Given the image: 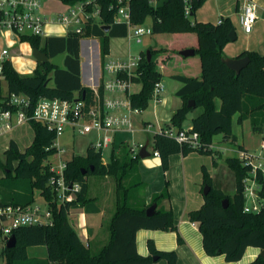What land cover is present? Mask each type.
<instances>
[{"label": "trees", "instance_id": "trees-1", "mask_svg": "<svg viewBox=\"0 0 264 264\" xmlns=\"http://www.w3.org/2000/svg\"><path fill=\"white\" fill-rule=\"evenodd\" d=\"M66 4H75L84 0H61ZM100 8L99 17L88 21L84 34L70 32L66 35L22 36L21 41H28L33 47H39L50 58L65 53L63 64L54 66L50 61L37 64L33 73L21 74L12 61L2 63V74L7 81V91L0 87V99L11 93L26 94L32 104L40 97L61 99H84L88 105L95 102L93 89L82 82L81 43L83 37H97L100 41L101 64L110 52V38L124 37L128 26L115 21L117 9L127 3L132 22L140 25L151 17L152 34H197V45L192 46L201 61L200 75H188L178 70L169 71V59L176 54L180 58L184 49L174 50L166 46L150 48L151 59L147 52H142L140 74L133 78L141 88L129 95L133 108L144 110L149 105L156 82L163 77L162 69L169 76L181 81L177 89L183 104L174 112L168 127L185 128L184 121L195 108L201 112L191 119V130L198 131L202 142L210 144L213 137L222 134L223 140L237 142L233 132V117L238 114L237 122L242 124L250 120L252 129L261 133L264 129V52L245 50L241 56H248L249 63L236 72L224 59V46L231 41L230 32L234 25L229 17H223L221 23L200 22L193 19L195 10L205 0H164L160 5L155 0H96ZM189 5L191 15L187 16L185 7ZM109 26V29L105 28ZM185 48V49H192ZM159 56L155 59V56ZM192 54V55H194ZM190 57V56H188ZM103 84L100 87L101 100L104 97ZM220 106H216V99ZM194 102L193 106L188 103ZM34 138L21 149L13 138L8 147L0 154V206H20L27 208L35 202L38 191L46 200L53 214L51 225L26 224L14 226L11 230L16 238L12 248L5 245L1 255L5 264H151L164 259L166 264H178L176 250H159L154 240H148L149 254L137 251L136 234L140 229H161L177 232L181 244L184 239L178 232L172 209H156L148 215L147 208L170 197L169 183L154 194L147 203L144 198L145 182L139 173L140 156L132 150V145L122 142L110 154V160L104 162L103 150L93 144L87 147L85 155L74 154L67 160L65 177L68 182H78L81 190L75 200L60 203L51 182V156L57 153L56 132L46 124L31 122ZM153 151H158L165 171L170 166V155L182 152L184 155L196 150L175 138L157 131L153 137ZM242 149V145H239ZM201 153H209L198 150ZM214 163L217 164V159ZM227 163L236 173L235 194L230 197L213 186L212 174L203 167L204 185H210V191L204 194L200 208L191 211L189 218L199 223L203 246L208 255L224 254L227 261H238L244 256L248 246L264 249V205L259 212L244 210L246 200L244 180L250 175L251 166L238 156H228ZM94 167L92 170L91 168ZM86 169L87 172L83 173ZM96 174L101 177L112 176L116 179L115 211L109 229V241L97 252L85 244L74 225L70 222L69 212L81 207L88 213L100 211L95 197L89 195L87 176ZM126 181V182H125ZM258 183L264 195V175L259 172ZM228 198L227 207L222 201ZM1 235V230H0ZM45 245L47 256L29 257L28 247ZM154 256L158 259L155 260ZM248 264H264L262 254Z\"/></svg>", "mask_w": 264, "mask_h": 264}, {"label": "built area", "instance_id": "built-area-1", "mask_svg": "<svg viewBox=\"0 0 264 264\" xmlns=\"http://www.w3.org/2000/svg\"><path fill=\"white\" fill-rule=\"evenodd\" d=\"M118 1L123 2L124 0ZM257 8L256 0H243L241 27L247 33L254 29L258 19ZM185 13L187 16L191 15L189 5L185 7ZM99 14L100 8L96 0H84L70 4L67 10L56 14V16H48L43 12L42 0H0V35L4 36L5 33H8L17 39H21L22 36L45 37L50 34L46 30L49 23L59 26L63 35L70 32L84 34L87 22L98 18ZM115 21L127 24L126 39L129 42L135 40L137 43H141L145 35L152 33L151 26L137 25L132 22L127 3L118 7ZM221 22L222 20H219L218 23ZM82 39L94 44L97 42L92 37H83ZM97 45L100 44L96 43L98 49ZM98 50L100 51V47ZM8 53L9 49L7 48L1 52L0 72ZM142 59L141 53L133 55L129 52L125 58L120 59H108L107 55L104 64H101L99 81L90 86L95 97V102L91 105H88L82 98L70 100L49 97H40L33 105L30 98L24 93H11L1 98L0 136L25 123L39 121L53 129L57 136L67 125L73 126L82 135L92 131L101 132L99 139L92 144L96 149L104 150L110 147L114 142L115 133L122 129L132 130V114L142 111L133 108L129 99L134 83L133 78L140 74ZM91 78L94 81V75ZM102 84L105 94L101 100L100 87ZM163 88L162 81L156 82L151 99L156 104L162 101ZM111 93L115 95H110ZM118 94H123V96ZM120 109L126 111L120 112ZM159 131L192 149L214 153L216 148L214 142L210 144L202 142L199 132L192 131L190 128L167 127L161 128ZM260 141L257 155L251 154L244 148L238 151V157L244 159L245 163L251 166L250 175L244 180L246 197L244 210L249 212H259L264 205V195L261 194V184L258 183L259 172L264 175V129L261 132ZM55 145L60 158L58 163L53 161L50 163V170L53 172L51 182L57 193V201L60 203L70 202L77 198L81 185L78 182L66 180L67 160L62 158L65 149L59 148L57 139ZM142 146L141 143L138 148L141 149ZM132 150L136 152L135 146H132ZM153 154L159 156L158 151H153ZM6 219H12V224L8 227L1 225V235H4V239L11 235L12 228L17 225H51L53 214L49 207L46 210H41L39 206L27 208L12 205L0 206V220Z\"/></svg>", "mask_w": 264, "mask_h": 264}, {"label": "crops", "instance_id": "crops-1", "mask_svg": "<svg viewBox=\"0 0 264 264\" xmlns=\"http://www.w3.org/2000/svg\"><path fill=\"white\" fill-rule=\"evenodd\" d=\"M163 1L164 0H155V4L160 5ZM256 2L258 4V8H257L258 19L256 20V23L253 27L254 28L253 31L250 33L245 32L244 29L241 27L243 0H205L203 5L195 10L194 12L195 15L193 16V19L200 22H205V23L212 22L215 24H217L219 20H222L223 17H229L231 19L234 28L236 29L237 37L235 40H231L225 44L224 57L237 58L240 55V53L245 50H259L260 52L263 53L264 52V0H256ZM69 5L70 4H67L68 7ZM43 12L48 16H52L48 11H46L44 6H43ZM146 21L152 23L151 17H148ZM46 30L50 33L49 35H63L60 27L55 26L54 24L51 23H49L46 26ZM162 35L163 36L161 38V41L163 42V46H166L170 49H173L172 47H174L173 45H175L176 43L178 48L180 49L192 48V46L195 47L198 46L197 34L195 32L162 34ZM9 37L12 36H10V34L8 33H5L4 36L0 35V43L4 45L3 44V41H5L4 39L8 40ZM92 38L95 39V37L93 36ZM82 40L83 39L81 38L80 43L82 42ZM123 40H126L129 46L132 43V41L129 42L126 39V36L111 37L110 52L115 51V53H118L119 47H121L122 43L124 42ZM118 41L122 42L121 45H119ZM10 42L12 43V41ZM28 43L31 45L30 42ZM96 43L100 44V41L95 42V44L94 43L91 44V42L88 41L85 42L84 45L83 44L81 45L82 82L84 85L89 87L93 83L98 82L100 76L101 56L99 54L100 51L98 50L100 45H97L99 47L97 49V56H95ZM112 43L114 44L112 45ZM3 49L4 47L0 50V55ZM142 52L143 51H141L140 53ZM11 54L12 53L10 50L5 58L6 60L12 61L14 67L16 68L15 63L13 62L14 55ZM172 56L173 57L169 59V65H170L169 71H173L176 69L188 75H192V76L200 75L201 61H199L198 55L194 54L190 57L180 58L176 53L173 54ZM0 64H1V57H0ZM17 71L19 72L18 69ZM93 75L95 77L94 81L91 78ZM167 75L169 76V72L167 73ZM171 80L172 82L169 80V82L167 83L166 93L161 95L162 101L159 102L160 104L157 103V106L155 107V115H156L155 119L157 125L156 129L158 131L161 128L168 127L166 125L171 123V118L174 112L178 107H180L183 104V99L178 94H176L177 89L182 85V83L181 81H179L178 79L176 80L175 78ZM131 92L133 91L131 90ZM220 103H221L220 99L217 98L216 106L219 107ZM119 111L124 112L126 110L120 109ZM141 112L133 113L132 118L134 114H140ZM237 118H238V114H236L233 117L232 125H233V132L236 135L238 141V131L236 129L237 128L236 124H238ZM144 123L151 124L152 121L144 120ZM184 127L186 128V126ZM191 127L192 126L190 122L187 128H191ZM13 130H11L10 132L4 135H6L7 137L10 136V139H12L13 137L11 135ZM132 131H134L133 126H132V130L122 129L116 132L114 135V142L112 144V149L118 148L120 143L125 142L126 140H124L125 139L124 135L127 132H132ZM101 134H102L101 132L94 131V133L88 140L87 147L90 144L94 143L96 140H98ZM4 135H1L0 137ZM118 135L121 136L123 135V136L121 138V141L116 143V139ZM94 136H96V138H94ZM222 138H223L222 134L215 135L213 137L214 144L217 145L218 143H221ZM239 145H242L244 149L249 151V148L246 147L245 141H243V143ZM239 149L241 148L239 147ZM148 150L152 153L151 156L146 158H141L138 163L139 173L146 185L144 189L145 201L147 203H150L152 201L154 194L161 192L165 188L167 182L169 183L170 197L164 198L159 203H157L156 209H163V210L172 209L175 216V223H177L178 225V232L181 234L184 241L181 244L179 243L177 239V232L175 231H165L161 229H140L139 231H137L136 234L138 253L142 255H148L149 254L148 240L152 239L154 240L155 245L159 250H176L177 255H179L178 264H248L261 255L262 249L255 246H248L244 252L243 258H241L238 261H227L224 254H218L213 256L208 255L203 246L202 233L199 228V223L193 222L189 218V213L191 211L200 208V206L204 202L203 167H205L207 171L211 173V168H214L215 165L219 164L218 160H217V164L214 163V158H213L214 156L211 155L210 157L207 154L199 152L198 150H194L187 155H184L182 152H178L170 155V166L169 169L165 171L162 167L160 156L153 154V146L151 147V149L148 148ZM74 154L85 155L86 152L85 154L73 153V155ZM235 156H238V154ZM104 181L105 180H102V182ZM216 188L221 189L220 187H216ZM92 197L96 198L97 203L100 206L99 212L88 213L83 208L77 207L71 209V210L76 209L72 214L70 213L71 212L70 210L69 217L71 215L73 216L74 218L73 222L71 221L70 222L74 225V227L76 223L80 224L79 227L80 234L85 235V240L84 241L82 239L81 240L85 244H89L92 251L97 252L101 249L103 245H105L109 241L110 238L109 225L112 215L115 211V205L113 211L109 209V214H110V215L108 214L109 217L108 215L104 217L103 216L104 209L100 204V199L103 197V194L100 193V195H93ZM113 204H115V201L113 202ZM40 246L46 247L45 245H36V246L28 247V256L45 258L47 256V247L45 248L46 249L45 254L30 255V251H31L30 249H33V252L34 251L39 252L41 249H43V248L40 249ZM151 264H166V261L164 259H161Z\"/></svg>", "mask_w": 264, "mask_h": 264}, {"label": "rangeland", "instance_id": "rangeland-1", "mask_svg": "<svg viewBox=\"0 0 264 264\" xmlns=\"http://www.w3.org/2000/svg\"><path fill=\"white\" fill-rule=\"evenodd\" d=\"M42 3L46 11H48L52 16H56L57 13L64 11L68 7L67 4L62 2L61 0H42ZM144 25L145 26L151 25V22L146 21ZM162 36H163L162 34L160 35L148 34L143 37L141 43H137L135 40H132L130 46L128 45L126 40H123L124 41L123 43L121 41H118L119 45H121L122 43V46L119 47L118 53H115V51L114 52L111 51L110 54L108 55V59L125 58L129 52L133 55H139L141 51L147 52V50H150L151 47L154 49L162 48L164 47L163 42L161 41ZM95 39L99 42V39L97 37H95ZM4 40H5L3 41L4 45L0 43V50L3 47L11 50L12 53L11 55H14L13 62L15 63L16 68L19 70V72L22 74L33 73L35 66L37 64V61L33 55V46H31L27 41H20L19 39L14 37H9L8 40L7 39ZM10 41H12V43ZM84 42L85 41L83 39L81 45L82 44L84 45ZM113 44L114 43H112V45ZM173 46L174 47L172 48H174L175 51L180 50V48H178L177 46V43ZM95 56H97V47H95ZM159 56L161 55L156 54L155 59H158ZM162 72H163V77L161 81L164 86L162 90V94H165L167 83L169 82V80L172 82L171 79L173 78L167 75V70L162 69ZM0 87L4 92L7 91V81L2 74H0ZM140 88H141V84L135 82L132 85L131 90L133 92H136L140 90ZM110 95H115V94L111 93ZM120 96H123V94H120ZM156 106L157 104L154 102V100H151L147 108L142 110L140 114H134L132 118L134 131L127 132L124 135L125 137L124 140H126L125 142H128L132 146H135L137 154L140 149L138 148V145L141 143L144 144L147 140H149L150 143L148 148L151 149L152 147L154 133L158 131L156 129L157 125L155 119ZM199 112H201L200 108L193 109V111L188 114V117L184 121L183 126H186L187 128L189 123L191 122V119L194 117V115L198 114ZM144 120H151L152 123L154 124L152 123L145 124ZM236 125H237L236 129L238 131L237 142H233L230 140H223L222 138L221 143H218L216 145L214 154L206 153L210 157L211 155L214 156L219 161V164L215 165L214 168H211V173H209L213 175L212 176L213 185L216 187H220L222 190L225 191L227 196L230 197H232L236 191L235 190L236 173H234V170L231 167H229L227 163V157L237 155L239 151V144L243 143V141H245L246 147L249 148V152L253 155H257L259 153L260 143H261L260 141L261 134L259 132L256 133L253 131L249 119L244 120L242 124H236ZM93 133L94 131L82 135L78 133L76 128H74L71 125H67L63 129V131L57 136V142L59 148L65 149V152L62 155L63 160L70 159L73 153L85 154L86 147L88 145V140L90 139ZM11 136L13 137L14 140H16L19 143L21 149H25L32 142L34 138V131L31 123H25L21 126L16 127L12 131ZM122 136L118 135L116 139V143L121 141ZM94 138H96V136H94ZM9 140H10V136L7 137L6 135H4L0 137V154H2L3 151L8 147ZM111 150H112V145L103 150L104 162L110 160ZM59 158H60L59 153H55L54 155L51 156L50 159L54 163H58ZM87 179L89 184V195L93 196V195H100V193L103 194V197L100 199V204L104 209L103 216L104 217L107 216L109 214V209L113 211L115 205L113 204V202L115 201L114 194L117 185L116 179L112 176L101 177L96 174L88 175ZM102 180L105 181L102 182ZM31 206L32 207L39 206L41 210H46L48 208V204L46 200L38 191L36 192L35 202ZM75 210L76 209L71 210L70 213L71 214L74 213ZM69 219L71 222H73L74 218L71 215ZM11 224H12V219L0 220V227L1 225L3 227H8ZM75 227L78 233L80 234V230H79L80 224L76 223ZM80 238L84 241L85 235L80 234ZM5 244L6 241L4 239V235H0V264H5V259L1 255V250ZM45 248L46 247L40 246V249L43 251L40 250L39 252H35V251L33 252V249H30L31 250L30 255L45 254L46 253Z\"/></svg>", "mask_w": 264, "mask_h": 264}, {"label": "water", "instance_id": "water-1", "mask_svg": "<svg viewBox=\"0 0 264 264\" xmlns=\"http://www.w3.org/2000/svg\"><path fill=\"white\" fill-rule=\"evenodd\" d=\"M106 30L109 29V26H107L105 28ZM237 37L236 35V29H232L230 32V39L231 40H235ZM195 53L194 48L192 49H184L181 51V54L188 57V56H192V54ZM33 55L35 57V59L37 60L38 64L42 65L48 61H50L54 66H61L63 64V59L65 57V53H61L53 58H50L46 52L42 51L39 47H33ZM147 58L148 60L151 59V52L150 50H147ZM223 61H225L227 63V65L235 70L236 72H240L241 69L243 67H245L248 63H249V57L248 56H241L240 58H229V57H224ZM97 83V82H96ZM194 102L190 101L188 103V106H193ZM148 146H149V140H147L143 146L141 147V149L138 152V155L140 156V158H146L151 156V152L148 150ZM92 170L94 169V167L91 168ZM87 170L84 169L83 173H86ZM210 185L206 184L203 187L204 190V194H207L210 191ZM228 204V199L225 198L222 201V205L224 207H227ZM157 208V203H153L151 204L147 210L146 213L148 215L153 214L156 211ZM6 244L5 246L8 248H12L15 244H16V238L13 234H11L9 237L5 238ZM262 256L264 257V249H262L261 251ZM154 259L157 260L158 258L156 256H154Z\"/></svg>", "mask_w": 264, "mask_h": 264}]
</instances>
